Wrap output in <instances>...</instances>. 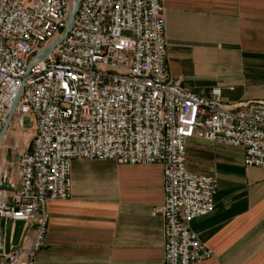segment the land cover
Segmentation results:
<instances>
[{
    "label": "built area",
    "instance_id": "1",
    "mask_svg": "<svg viewBox=\"0 0 264 264\" xmlns=\"http://www.w3.org/2000/svg\"><path fill=\"white\" fill-rule=\"evenodd\" d=\"M71 7L0 0V130L13 107L20 130L25 118L34 123L17 162L19 186L0 191V220L29 224L33 239L0 264H34L46 203L70 198L76 159L159 165L163 264L211 258L190 224L213 212L216 182L187 170V143L241 149L245 167L264 169V102L229 104L219 87L200 96L170 75L161 0H78L63 37Z\"/></svg>",
    "mask_w": 264,
    "mask_h": 264
},
{
    "label": "crops",
    "instance_id": "2",
    "mask_svg": "<svg viewBox=\"0 0 264 264\" xmlns=\"http://www.w3.org/2000/svg\"><path fill=\"white\" fill-rule=\"evenodd\" d=\"M161 4L170 75L200 96L219 87L226 103L264 102V0ZM9 132L0 141V180L17 188L23 151H15ZM187 149L209 161L197 175L213 177L217 187L213 212L190 224L213 253L199 264H264V169L245 167L241 149L196 139ZM70 179V198L46 203L45 246L34 264H163V223L155 212L163 203L159 165L76 159ZM5 225L0 220V249ZM23 230L28 247L33 229L24 224Z\"/></svg>",
    "mask_w": 264,
    "mask_h": 264
},
{
    "label": "water",
    "instance_id": "3",
    "mask_svg": "<svg viewBox=\"0 0 264 264\" xmlns=\"http://www.w3.org/2000/svg\"><path fill=\"white\" fill-rule=\"evenodd\" d=\"M77 6H78V0H72V7H71L70 14L66 22L65 30L63 32V37L66 35V32L71 24V21L77 11ZM55 46L56 45L50 46L41 55H39L38 58L45 57L50 51H52L55 48ZM13 109L14 107L12 108L10 115L8 116L2 129L0 130V141L3 135L5 134V132L7 131V129L9 128L12 115H13ZM12 190H13L12 187H9L3 180H0V191L11 192ZM23 227H24L23 222H20V221L13 222L10 220L6 221L0 254L3 253V255H8L9 253L14 252L22 247L23 239L25 236V231L23 230ZM11 229H12V233H11Z\"/></svg>",
    "mask_w": 264,
    "mask_h": 264
},
{
    "label": "rangeland",
    "instance_id": "4",
    "mask_svg": "<svg viewBox=\"0 0 264 264\" xmlns=\"http://www.w3.org/2000/svg\"><path fill=\"white\" fill-rule=\"evenodd\" d=\"M33 126L34 123L30 117L24 119L23 130H20L17 127L16 121H11V126H9V135L17 153L20 151L24 152L29 147L33 134ZM185 160L188 171L196 174L206 171L209 165V161L206 158L195 156L189 149H187Z\"/></svg>",
    "mask_w": 264,
    "mask_h": 264
}]
</instances>
